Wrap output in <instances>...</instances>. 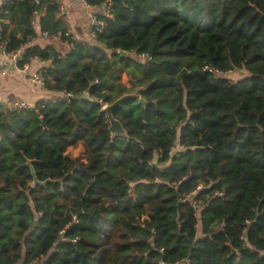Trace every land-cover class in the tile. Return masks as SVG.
<instances>
[{
    "label": "trees",
    "instance_id": "16d2710c",
    "mask_svg": "<svg viewBox=\"0 0 264 264\" xmlns=\"http://www.w3.org/2000/svg\"><path fill=\"white\" fill-rule=\"evenodd\" d=\"M86 2L104 25L65 51L59 0L0 10L10 48L41 13L24 61L76 96L0 110V264H264V0Z\"/></svg>",
    "mask_w": 264,
    "mask_h": 264
},
{
    "label": "crops",
    "instance_id": "0c3cea01",
    "mask_svg": "<svg viewBox=\"0 0 264 264\" xmlns=\"http://www.w3.org/2000/svg\"><path fill=\"white\" fill-rule=\"evenodd\" d=\"M59 2L62 7L60 13L68 24V32L77 40L89 39L93 25L95 24V16L103 11L101 10L102 8L86 7L80 0H59ZM37 41L50 43L52 40L38 39ZM51 43L61 51L67 49V46L60 41H52ZM48 65V61L32 60L29 63L28 71L31 72L35 69L45 68ZM58 95V92L49 91L44 86L30 80L27 73L20 72L4 56L0 55L1 105L13 100H22L32 107L40 100H49Z\"/></svg>",
    "mask_w": 264,
    "mask_h": 264
},
{
    "label": "built area",
    "instance_id": "2783aa9c",
    "mask_svg": "<svg viewBox=\"0 0 264 264\" xmlns=\"http://www.w3.org/2000/svg\"><path fill=\"white\" fill-rule=\"evenodd\" d=\"M34 6H37L40 3V0H30ZM86 7H90L89 4H87L86 0H80ZM5 0H0V10L4 5ZM110 6V3H108L106 6L104 5L101 10H104L98 15L95 16V21L93 27H97L98 30H101L104 23L101 20L100 16L106 15L108 12V8ZM97 9V7H95ZM60 12L62 11L61 5H59ZM41 13L34 9L32 11V15L30 17V29L32 31V34L27 38V40L23 43H21L17 48H10L8 38L4 35V27H3V21L0 18V55L4 56L7 61L15 66L20 72L27 73L30 80H32L35 83H38L39 85H44V76H43V68L35 69L31 72H29V63L32 60H39L37 57H29V61H24L25 58V49L30 46L33 42L37 41L38 39H56V37L51 36L47 31L41 30L39 28L38 19L40 17ZM66 35L68 36V39L64 43L65 45L72 46L71 40H75V38L67 32ZM95 33L92 30L90 34V38H94ZM77 40V39H76ZM141 57H145L144 54L140 55ZM41 61V60H39ZM50 60H48L49 62ZM204 69L211 71L214 73V75H223L221 72H218L217 70H212L210 66H205ZM97 82V81H94ZM84 94L88 95L87 92ZM76 96L73 93L70 92H61L58 96H56L54 99H66L67 101L75 98ZM96 99V98H95ZM97 100V99H96ZM1 103V98H0ZM107 105V104H105ZM104 105V106H105ZM103 106V107H104ZM30 107V105L22 100H13L10 101L2 106L3 111H20L21 109H25ZM181 264H189L188 260H185Z\"/></svg>",
    "mask_w": 264,
    "mask_h": 264
},
{
    "label": "water",
    "instance_id": "95a60500",
    "mask_svg": "<svg viewBox=\"0 0 264 264\" xmlns=\"http://www.w3.org/2000/svg\"><path fill=\"white\" fill-rule=\"evenodd\" d=\"M101 8H102V7H101ZM118 53H119L120 55H123V56H128V55H129V53L126 52V51H124V50H119ZM83 96H84L83 94L80 95V97H83ZM130 96H132V95H131V94H125V95H122V96H120L119 98H117L116 100H114L112 103H109V104L105 105V106L103 107V109H102V110L106 113V115H107V118H108V121H109V125H110V129H111V131H112L115 135H118V136H125V135H126V132H125V130H124V127H123L122 124L120 123V121L113 117L112 110H113L115 107L121 105L122 102H123L124 100H126V99H127L128 97H130ZM139 101H140L141 103H143V104H146V103H147L143 98H139ZM2 106H3V105L0 104V110L2 109ZM31 173H32V175H33V177H34V183H37L38 180H37V178H36V175H35L33 169H32V172H31Z\"/></svg>",
    "mask_w": 264,
    "mask_h": 264
},
{
    "label": "rangeland",
    "instance_id": "374dc122",
    "mask_svg": "<svg viewBox=\"0 0 264 264\" xmlns=\"http://www.w3.org/2000/svg\"><path fill=\"white\" fill-rule=\"evenodd\" d=\"M245 75H246V72L243 71V70H238V71H235V72H229V73L223 74V76H226V77H228V78H230L232 80L239 79V78H241V77H243ZM122 80H123V82L125 83V85L127 87L132 89L133 94L137 93V90H135L134 83L132 82V80H131V78L129 76H127V75H125V77L123 76ZM70 151H71V154L74 155V156L81 154L80 148H74V149H72Z\"/></svg>",
    "mask_w": 264,
    "mask_h": 264
}]
</instances>
